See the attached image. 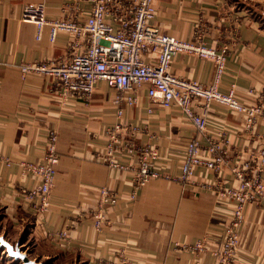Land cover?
Returning a JSON list of instances; mask_svg holds the SVG:
<instances>
[{"label": "crops", "instance_id": "obj_1", "mask_svg": "<svg viewBox=\"0 0 264 264\" xmlns=\"http://www.w3.org/2000/svg\"><path fill=\"white\" fill-rule=\"evenodd\" d=\"M44 2L48 17H65L77 10L65 8V0H0V210L16 229H32L34 242L47 247L45 257L54 251L66 254L77 264H106L125 257L135 264H215L221 244V229L229 222L232 203L217 196L216 189L199 187L215 174L197 168L184 183L163 178L147 182L130 200V171H111L98 158L105 142L103 129L116 120L139 128L136 143L151 144L160 150H179L194 135L189 121L175 108L150 102L144 87L137 90L132 106L118 104L112 90L99 83L88 101L61 98L49 78L38 74L21 77L23 61L56 59L68 54L71 37L59 33L48 39V28L35 38V25L20 19L25 4ZM152 23L161 33L180 39L201 41L219 50L227 45L225 72L219 87H233L245 103L255 99L249 88L264 98V29L259 17L264 0H154ZM78 20H84L88 2L80 3ZM153 60L152 54H144ZM170 71L176 75L210 84L213 63L185 52L174 56ZM197 112L205 113L213 130L224 128L229 144L227 159L243 161L264 145V122L257 118L252 131L242 126L240 113L226 111L201 99H194ZM121 107L120 118L115 111ZM152 108L151 114L146 111ZM50 126L58 130L56 150L59 161L49 205L35 210L21 191L35 180L21 173L20 163L37 161L44 149ZM162 163L172 165V159ZM170 169V167H169ZM224 174L228 175L227 168ZM264 177V173L262 174ZM226 185L233 183L225 179ZM235 184V183H234ZM119 193V201L107 207L101 228L90 218L97 206L99 188ZM238 254L235 264H264V203L252 201L243 208L238 228ZM203 239V248H194ZM38 260V259H33Z\"/></svg>", "mask_w": 264, "mask_h": 264}, {"label": "built area", "instance_id": "obj_2", "mask_svg": "<svg viewBox=\"0 0 264 264\" xmlns=\"http://www.w3.org/2000/svg\"><path fill=\"white\" fill-rule=\"evenodd\" d=\"M88 2L84 20H78L80 3ZM154 0H65L64 6L77 10L65 17H48L44 2L25 4L20 19L35 25V38H41L42 31L48 28V39L55 41L59 33L69 34L68 54L56 59H35L23 61L21 77L33 73L49 78V88L61 98L91 99L99 83L112 90V97L118 104L132 106L136 92L144 87L150 102L164 108H175L192 125L194 135L183 143L179 150H160L151 144H137L139 128L121 119L105 126V142L98 158L113 172L130 171V200L150 180L163 178L181 183L187 182L197 168L212 171L211 181H204L199 187L216 189L217 196L228 200L229 222L221 229V244L214 252L215 264H235L238 254V228L243 219L244 206L252 201L264 203V145L256 153L243 161L225 156L229 140L224 128L213 130L205 113H199L194 99H201L206 108L213 103L220 108L240 113L242 124L247 132L252 131L261 117L264 122V98L256 90L249 88L247 93L255 99L253 104H245L233 87L223 91L219 81L225 72L227 45L219 50L205 46L201 41L180 39L161 33L152 23ZM185 52L213 63L214 75L210 84L176 76L170 71L171 62L178 53ZM152 54L153 60L143 57ZM0 60V65H1ZM146 111L151 114L152 108ZM121 107L115 111L120 118ZM264 137V133L261 135ZM58 130L50 126L46 132L44 149L37 161L21 162L23 175H30L35 183L23 187L21 191L35 210L44 211L49 205L51 188L54 184L59 157L56 150ZM172 165L162 163L171 160ZM0 160L8 163V158L0 153ZM170 167V169H169ZM227 168L228 175L224 174ZM226 178L233 181L226 185ZM235 183V184H234ZM119 201V193L106 187L99 188L96 208L90 218L95 229L101 228L106 209ZM203 248V239L194 245ZM106 264H135L125 257L117 260L109 258Z\"/></svg>", "mask_w": 264, "mask_h": 264}, {"label": "rangeland", "instance_id": "obj_3", "mask_svg": "<svg viewBox=\"0 0 264 264\" xmlns=\"http://www.w3.org/2000/svg\"><path fill=\"white\" fill-rule=\"evenodd\" d=\"M264 18V12L259 17ZM0 237L12 245L14 248H18L21 252L25 253L30 259H38L39 264H77L71 257L64 254L58 256L57 253L51 250L49 257H45L42 252L47 251V247L43 244H37L34 242V235L32 229L23 227L22 229H16L9 223V219L3 217L2 210H0ZM0 246H2L0 242ZM38 261V260H35ZM0 264H23L19 258H15L8 254L5 247L0 249Z\"/></svg>", "mask_w": 264, "mask_h": 264}, {"label": "water", "instance_id": "obj_4", "mask_svg": "<svg viewBox=\"0 0 264 264\" xmlns=\"http://www.w3.org/2000/svg\"><path fill=\"white\" fill-rule=\"evenodd\" d=\"M0 242L2 244V247H5L7 249L10 256L19 258L23 264H39L38 261L30 259L25 253L21 252L18 248H14L12 245L4 241L1 237Z\"/></svg>", "mask_w": 264, "mask_h": 264}, {"label": "trees", "instance_id": "obj_5", "mask_svg": "<svg viewBox=\"0 0 264 264\" xmlns=\"http://www.w3.org/2000/svg\"><path fill=\"white\" fill-rule=\"evenodd\" d=\"M259 19V18H258ZM260 26L264 29V18L259 19ZM0 249L3 250V247L0 246Z\"/></svg>", "mask_w": 264, "mask_h": 264}]
</instances>
